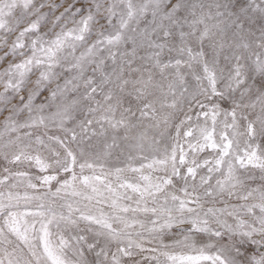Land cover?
<instances>
[{"label": "snow or ice", "instance_id": "snow-or-ice-1", "mask_svg": "<svg viewBox=\"0 0 264 264\" xmlns=\"http://www.w3.org/2000/svg\"><path fill=\"white\" fill-rule=\"evenodd\" d=\"M0 264H264V0H0Z\"/></svg>", "mask_w": 264, "mask_h": 264}]
</instances>
